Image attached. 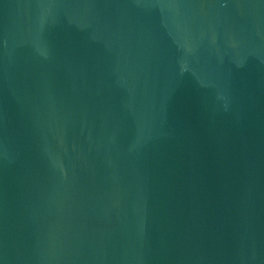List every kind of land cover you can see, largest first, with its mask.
Here are the masks:
<instances>
[{
	"label": "water",
	"instance_id": "1",
	"mask_svg": "<svg viewBox=\"0 0 264 264\" xmlns=\"http://www.w3.org/2000/svg\"><path fill=\"white\" fill-rule=\"evenodd\" d=\"M0 264H264V0H0Z\"/></svg>",
	"mask_w": 264,
	"mask_h": 264
}]
</instances>
